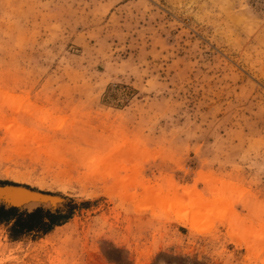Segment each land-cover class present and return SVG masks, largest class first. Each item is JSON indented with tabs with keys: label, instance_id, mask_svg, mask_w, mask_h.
Here are the masks:
<instances>
[{
	"label": "rangeland",
	"instance_id": "rangeland-1",
	"mask_svg": "<svg viewBox=\"0 0 264 264\" xmlns=\"http://www.w3.org/2000/svg\"><path fill=\"white\" fill-rule=\"evenodd\" d=\"M0 180V264H264V0H0Z\"/></svg>",
	"mask_w": 264,
	"mask_h": 264
},
{
	"label": "trees",
	"instance_id": "trees-1",
	"mask_svg": "<svg viewBox=\"0 0 264 264\" xmlns=\"http://www.w3.org/2000/svg\"><path fill=\"white\" fill-rule=\"evenodd\" d=\"M0 184H13L11 181L0 180ZM75 207V203L69 200L63 208L56 209L54 212L49 210H43L42 208H36L31 212L19 211L20 214H25V219H21L19 216L15 217L11 214L17 212L16 208L5 209L0 205V222L6 221L8 223L10 219H14L11 225L18 227L22 231H37L40 234H46L53 229L55 225H61L65 223L72 216V208ZM11 213V214H10Z\"/></svg>",
	"mask_w": 264,
	"mask_h": 264
},
{
	"label": "water",
	"instance_id": "water-1",
	"mask_svg": "<svg viewBox=\"0 0 264 264\" xmlns=\"http://www.w3.org/2000/svg\"><path fill=\"white\" fill-rule=\"evenodd\" d=\"M6 188H13V189H21L19 191H21L22 193H24L27 196H31L36 198L37 200L40 201V203H37L36 205H34L33 207H31V209L37 208V207H43L49 210H55L57 208H61L64 203H65V199L62 198L59 195H56L54 193H48V192H43V191H39V190H35V189H31L22 185H12V184H0V190L1 189H6ZM52 204H50V203ZM0 204L4 205V206H13V207H17V208H21L24 210H28L29 207L26 206H20L16 203H7L3 200L0 199Z\"/></svg>",
	"mask_w": 264,
	"mask_h": 264
},
{
	"label": "bare ground",
	"instance_id": "bare-ground-1",
	"mask_svg": "<svg viewBox=\"0 0 264 264\" xmlns=\"http://www.w3.org/2000/svg\"><path fill=\"white\" fill-rule=\"evenodd\" d=\"M21 189H13V188H6L0 190V199L7 202V203H16L20 206H26L31 209L34 205L37 203H40L39 200H37L34 197L27 196L21 191ZM50 203V202H48ZM52 204V203H50Z\"/></svg>",
	"mask_w": 264,
	"mask_h": 264
},
{
	"label": "crops",
	"instance_id": "crops-1",
	"mask_svg": "<svg viewBox=\"0 0 264 264\" xmlns=\"http://www.w3.org/2000/svg\"><path fill=\"white\" fill-rule=\"evenodd\" d=\"M2 185H4V184H2ZM0 205H2V204H0ZM5 209H8V208H11V207H13V206H4V205H2ZM64 206H62L61 208H63ZM13 208H16L18 211L17 212H14V213H10L11 214V216L13 215L14 216V218L15 217H17V216H19V211H26V212H31L32 210H34V209H36V208H34V209H28V210H24V209H21V208H17V207H13ZM37 208H42L43 210H49V209H46V208H43V207H37ZM57 209H60V208H57ZM56 210V209H55ZM55 210H49L50 212H54ZM21 219H25V214H20V216H19ZM13 218L12 219H10L9 220V222L8 223H5L6 221H2V222H0V224H11L12 222H13ZM58 226H60V225H55L54 227H53V229L55 228V227H58ZM52 229V230H53ZM51 230V231H52ZM50 232V231H49Z\"/></svg>",
	"mask_w": 264,
	"mask_h": 264
}]
</instances>
